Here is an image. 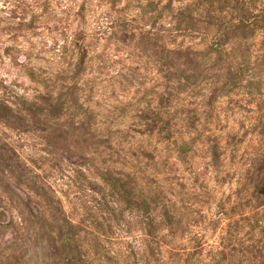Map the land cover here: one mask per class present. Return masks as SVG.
Here are the masks:
<instances>
[{
    "label": "rangeland",
    "instance_id": "obj_1",
    "mask_svg": "<svg viewBox=\"0 0 264 264\" xmlns=\"http://www.w3.org/2000/svg\"><path fill=\"white\" fill-rule=\"evenodd\" d=\"M0 264H264V0H0Z\"/></svg>",
    "mask_w": 264,
    "mask_h": 264
}]
</instances>
